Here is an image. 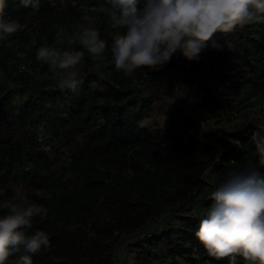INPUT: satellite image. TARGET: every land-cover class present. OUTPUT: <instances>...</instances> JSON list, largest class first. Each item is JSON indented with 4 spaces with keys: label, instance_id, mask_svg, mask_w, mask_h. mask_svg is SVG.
<instances>
[{
    "label": "trees",
    "instance_id": "16d2710c",
    "mask_svg": "<svg viewBox=\"0 0 264 264\" xmlns=\"http://www.w3.org/2000/svg\"><path fill=\"white\" fill-rule=\"evenodd\" d=\"M39 4V12L29 15L20 0H6L5 18L24 25L10 38L20 34L28 41L27 56L45 75L19 70L15 63L6 76L0 74V190L5 192L0 201L21 188L42 205L28 233L46 232L51 246L34 255L33 264H126L124 249L134 251L132 264H228L209 257L195 232L226 172L255 167L264 173L251 140L257 125L203 130L198 118L205 108L229 116L247 83L264 88V23L216 33L207 43L203 51L213 54L216 65L234 52L251 58L247 63L254 72L252 77L242 69L219 73L217 79L227 81L212 89L211 64L203 56L189 61L177 52L147 76L143 68L132 76L117 71L109 29L123 30L111 27L109 0ZM85 14L95 18L107 48L99 61L85 53L79 66L83 83L75 92L61 91L57 73L36 59V50L51 45L61 30L72 35L87 23L81 19ZM187 66L205 71L201 100L189 106L175 97L170 72L185 75ZM36 189L43 190L42 197L33 195ZM17 261L14 255L6 264ZM237 264L245 261L238 257Z\"/></svg>",
    "mask_w": 264,
    "mask_h": 264
},
{
    "label": "clouds",
    "instance_id": "9594fccd",
    "mask_svg": "<svg viewBox=\"0 0 264 264\" xmlns=\"http://www.w3.org/2000/svg\"><path fill=\"white\" fill-rule=\"evenodd\" d=\"M111 27L117 31L111 44L115 69L132 76L137 69L159 71L180 52L189 61L200 53L216 33H229L253 23H264V0H109ZM30 8L29 15L40 10L39 0H20ZM6 0H0V40L23 29L15 19L5 18ZM87 13V10H85ZM92 11H95L93 9ZM72 35L57 32L51 45L36 50V59L57 73L56 86L73 91L83 83L79 66L85 53L99 61L107 44L93 25L95 18L85 14ZM78 45L80 49H77ZM218 47V45H213ZM23 70V65H21ZM251 140L264 164V125H257ZM208 171H211L209 169ZM0 175H3L0 172ZM5 195L0 190V197ZM33 195L43 196L42 189ZM195 237L209 257L237 264H264V173L255 167L229 170L214 186ZM0 264L18 255L17 264H33L32 257L50 248L49 235L33 227V217L42 213L39 203L29 200L24 189L14 190L10 199L0 201ZM193 214L199 215L196 209Z\"/></svg>",
    "mask_w": 264,
    "mask_h": 264
},
{
    "label": "rangeland",
    "instance_id": "374dc122",
    "mask_svg": "<svg viewBox=\"0 0 264 264\" xmlns=\"http://www.w3.org/2000/svg\"><path fill=\"white\" fill-rule=\"evenodd\" d=\"M260 24V23H255ZM24 26V25H23ZM31 28L28 27L27 31L31 32ZM64 30H61V32ZM115 34V31H110L109 33ZM108 33V34H109ZM30 36V34H28ZM27 35V36H28ZM29 39L33 40V37H29ZM112 44V40L109 41V45ZM29 44L28 41L22 38L19 34L14 38H10V36L6 37L4 40H0V74L3 76L7 75V72L14 66L13 63L16 64L19 70H21V65H23V70H27L31 72V74L35 76H43L45 75V71L42 72L40 65L31 63V58L27 56L29 52ZM200 56H203L208 62L211 64L210 71V79H216L219 77V73L222 74H230L236 69L245 70L247 76H254V72L251 70L250 65L247 63V60L251 58H244L240 55L231 52L229 54V58L222 60L219 65H216L212 60V53H206L202 51ZM4 62V63H1ZM96 63V62H95ZM99 63L95 64L98 65ZM216 69H220L221 71H216ZM183 76L186 79V90L192 86L194 91L198 89L205 90V84H199L205 77L204 68L200 66L196 67H186L185 75ZM139 78V77H137ZM141 78V77H140ZM218 80L219 86L223 83V81H227L226 76L220 77ZM201 80V81H200ZM197 81L198 83L194 84ZM140 84H146L144 81H140ZM235 105L236 108L229 116H219L215 114L213 110L210 108H205L200 111L198 121L201 126L204 128L203 130H208L211 127H223L226 130H232L243 122L252 121L256 125H264V88L253 89L251 87V83L245 84L240 94L235 96ZM202 137H206L203 133ZM134 254L133 250L124 249L121 252V258L123 262L126 264H132ZM155 264H159L158 261H155ZM168 264V263H164Z\"/></svg>",
    "mask_w": 264,
    "mask_h": 264
},
{
    "label": "built area",
    "instance_id": "2783aa9c",
    "mask_svg": "<svg viewBox=\"0 0 264 264\" xmlns=\"http://www.w3.org/2000/svg\"><path fill=\"white\" fill-rule=\"evenodd\" d=\"M150 70L145 68L143 69V73L145 76L149 74ZM170 72L173 74V90L175 97L184 105L189 106L193 102L199 103L201 100V95L203 93L202 89H198L197 91H192L191 93H185L183 88L186 85V79L183 76V72L178 70L170 69ZM142 85V84H141ZM208 85L211 86L212 89H217L219 87L218 79H210L208 80ZM199 119V118H198Z\"/></svg>",
    "mask_w": 264,
    "mask_h": 264
}]
</instances>
